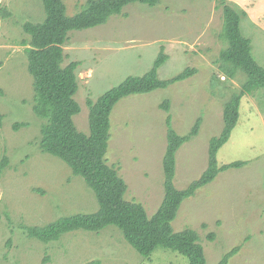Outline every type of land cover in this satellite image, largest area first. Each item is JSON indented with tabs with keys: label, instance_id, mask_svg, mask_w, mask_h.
I'll return each instance as SVG.
<instances>
[{
	"label": "rangeland",
	"instance_id": "rangeland-1",
	"mask_svg": "<svg viewBox=\"0 0 264 264\" xmlns=\"http://www.w3.org/2000/svg\"><path fill=\"white\" fill-rule=\"evenodd\" d=\"M88 0H63L68 16ZM224 3V4H223ZM224 5L243 15L241 31L252 41V54L264 67V0H160L150 7L127 6L107 24L70 32L62 46L64 66L80 61L81 113L77 128L89 134L88 100L96 102L129 76L153 68L164 51L167 62L161 79L187 68L196 73L166 89L130 95L111 114L106 159L127 184L126 199L141 203L149 217L164 198L163 158L168 144L167 119L181 136L200 120L198 134L176 154L174 185L186 189L208 167L210 140L223 129V110L246 75L227 78L221 52ZM45 19L42 0H0V264H190L174 251L158 247L150 258L141 256L110 226L100 233L77 231L49 244L31 239L25 227L45 226L99 209L95 193L61 159L39 149L41 124L33 112V78L23 31L27 22ZM169 101V111L161 108ZM28 126L15 129L16 124ZM220 166L246 165L220 173L186 199L172 222L174 232L196 231L207 264H218L235 248L229 264H264V88L242 98L237 126L218 153ZM214 235L213 239L210 236Z\"/></svg>",
	"mask_w": 264,
	"mask_h": 264
},
{
	"label": "trees",
	"instance_id": "trees-1",
	"mask_svg": "<svg viewBox=\"0 0 264 264\" xmlns=\"http://www.w3.org/2000/svg\"><path fill=\"white\" fill-rule=\"evenodd\" d=\"M160 0H88L74 16L67 15L63 0H42L45 19L42 22H27L23 31L29 36L24 41L28 58V72L33 78V112L42 121L39 149L42 153L63 160L74 175L84 179L97 198L99 209L93 214H77L61 218L45 226L25 227L29 238L49 244L58 242L64 235L77 231L100 233L110 226L116 227L125 241L141 256L150 258L158 247L174 251L189 259L190 264H207L199 234L191 229L174 232L172 222L176 219L182 203L195 196L196 192L212 183L217 176L230 169H239L245 161L220 166L218 153L229 141L237 126L241 100L264 88V67L252 54V41L241 31L242 16L233 8L224 5V32L228 46L221 52L222 68L227 78L240 71L246 75L241 90L233 93L223 110L224 126L219 135L213 137L208 149V167L201 177L186 189L174 185L176 154L180 147L198 134L200 120L192 131L181 136L167 119L168 144L163 158L164 198L157 212L149 217L141 203L129 201L125 195L127 184L114 166L106 159L110 138L111 114L116 104L125 97L166 89L186 81L196 70L187 68L171 79H161L159 69L167 62L168 55L162 51L153 68L141 76H129L118 86L106 91L94 102L89 99V134L81 132L74 117L81 113L75 99L79 91L77 70L81 65L75 61L64 66L63 45L70 32L84 31L108 23L123 14L132 4L154 7ZM224 4V3H223ZM161 108L169 111V101ZM3 117L0 115V127ZM28 126L15 125V129ZM8 158L0 162V172L8 165ZM214 235L210 236L213 239ZM239 248L227 253L218 264H229Z\"/></svg>",
	"mask_w": 264,
	"mask_h": 264
}]
</instances>
